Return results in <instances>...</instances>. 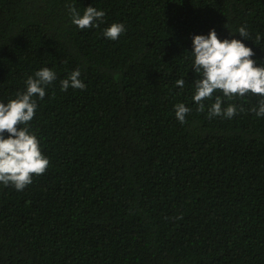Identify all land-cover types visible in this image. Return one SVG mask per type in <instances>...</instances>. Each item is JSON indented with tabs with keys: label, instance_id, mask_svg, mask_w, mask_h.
<instances>
[{
	"label": "trees",
	"instance_id": "obj_1",
	"mask_svg": "<svg viewBox=\"0 0 264 264\" xmlns=\"http://www.w3.org/2000/svg\"><path fill=\"white\" fill-rule=\"evenodd\" d=\"M67 5L104 22L81 30ZM212 29L264 64V0H0V101L57 74L28 124L49 167L0 183V264H264L261 97L192 99V37ZM78 67L86 89L61 91ZM217 95L245 111L209 119Z\"/></svg>",
	"mask_w": 264,
	"mask_h": 264
},
{
	"label": "clouds",
	"instance_id": "obj_2",
	"mask_svg": "<svg viewBox=\"0 0 264 264\" xmlns=\"http://www.w3.org/2000/svg\"><path fill=\"white\" fill-rule=\"evenodd\" d=\"M71 15V22L79 29L98 27L103 23L106 13L89 6L83 15L72 5H67ZM99 22V23H98ZM126 32L123 23H114L106 28L103 35L110 40H117ZM239 36L250 40V33L246 26L238 29ZM259 39V37H257ZM193 66L196 74L194 81L195 94L192 99L196 102L197 112H203V101L211 98L216 90L223 93L227 100L245 97L247 93L255 94L261 99L258 105L251 108L258 117H264V64L251 59L254 52L245 46L241 40L224 39L221 41L215 29L207 36L192 37ZM81 77L80 68L71 71L67 78L60 81V90L69 88L85 90L86 84ZM57 79V74L48 67L42 68L29 76L25 81L26 90L17 92L16 98L6 104L0 101V183L5 187L11 185L17 191L23 190L33 183V176H40L49 167V159L42 155L40 143L34 133L29 130V122L33 120L38 108L35 97L43 99L46 88ZM175 85L181 89L185 86L184 79H178ZM176 118L185 123L186 115L191 108L183 103L174 106ZM242 106L228 104L222 107V97L217 95L215 102L208 109V118L217 116L232 118L244 112ZM17 125H20L19 130ZM4 133L9 135L5 138Z\"/></svg>",
	"mask_w": 264,
	"mask_h": 264
}]
</instances>
